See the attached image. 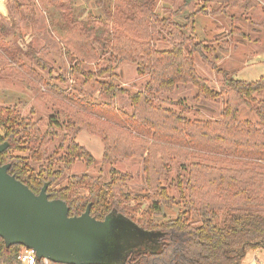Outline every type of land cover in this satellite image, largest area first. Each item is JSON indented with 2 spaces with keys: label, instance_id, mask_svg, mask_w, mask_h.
<instances>
[{
  "label": "trees",
  "instance_id": "16d2710c",
  "mask_svg": "<svg viewBox=\"0 0 264 264\" xmlns=\"http://www.w3.org/2000/svg\"><path fill=\"white\" fill-rule=\"evenodd\" d=\"M194 1L185 0L184 5L192 6ZM212 1L225 5L245 1L248 8L255 3L254 0ZM133 2L137 12L132 16L135 19H131L132 22L138 20L142 24L154 18L153 0ZM13 8L18 10L19 5L15 3ZM137 14L140 16L137 17ZM168 26L172 32L170 48L158 49L150 40L140 43L123 33H117L108 44L111 51L106 66L84 70L77 64L82 83L75 95L68 93L71 100L79 108L119 123L126 131L96 129L94 123L75 116L73 120L69 115L66 116V125L53 120L54 116H51L49 127L42 131L30 117H22L11 107H0V145L4 146L0 152V165L6 166L10 175L35 194L45 190L50 200L64 201L69 209V216H80L89 208L90 216L98 221H104L109 216L120 217L139 229L152 233L151 244L128 253L121 264H242L249 252L264 250V212L241 209L236 204L254 203L260 197L255 193L254 184L246 180L249 171L220 172L215 177L221 188L220 192H216L219 196L216 195L215 202H201L196 211H193L191 204L185 201L184 210L175 218L158 223L154 218L155 214L164 201L169 205L173 203V199L161 185L162 164L158 165L159 159L156 158L151 163L156 153L148 139L166 140L191 146L196 150L263 160L264 74L255 81L236 79L231 72L216 67L212 61L211 57L216 53L213 44L195 41L192 35L183 32V25L173 23L172 26L169 23ZM4 32L5 28L0 23L2 48L5 47L2 38ZM232 32H235V28H232ZM196 54L217 69L223 82L220 90L211 87L209 81L197 73ZM128 59L137 64L139 76H149L143 89L137 92L121 87L115 81V61ZM178 85L196 88L194 101H215L226 95L221 118H190L171 107L156 103V95L172 93ZM117 94L127 95L133 107L131 115L113 109L110 100ZM102 95H106L109 100H104ZM242 106L254 112L255 120L238 118ZM63 126L66 132L73 130L74 135L65 133L58 150L50 153L49 145L59 136V129ZM83 126L102 136V161L110 165V179L103 182L87 173L73 174L66 185H60L77 160L85 161L87 166L96 162L92 152L75 139ZM138 138L139 143H134ZM146 152L143 168L148 184L147 193H153L158 199H152L148 209L139 211L149 194L130 192L127 186L130 176L116 169L114 164L119 158L143 156ZM164 157L163 154L160 160ZM207 176H202L206 183H215L213 178L207 179ZM199 178L197 173H191L187 181L192 204L195 203L192 195L206 185L200 186ZM179 183L182 184V180ZM178 187L181 188L180 185ZM214 204L219 209H230L226 211L220 225L213 218ZM23 248L21 244L7 245L0 236V264H20L18 256ZM36 264H44L43 259L37 258ZM48 264L62 263L49 261Z\"/></svg>",
  "mask_w": 264,
  "mask_h": 264
},
{
  "label": "rangeland",
  "instance_id": "374dc122",
  "mask_svg": "<svg viewBox=\"0 0 264 264\" xmlns=\"http://www.w3.org/2000/svg\"><path fill=\"white\" fill-rule=\"evenodd\" d=\"M153 1L154 18L141 24L138 20L132 22L135 20L132 16L137 12L133 0H3L5 8L0 10V23L5 28L2 37L5 47L0 46V107H11L22 117H30L42 131L49 127L51 116H54L53 120L66 125L67 115L72 116L73 120L78 117L94 123L96 129L126 131L119 123L79 108L71 100L68 93L75 95L82 83L77 64L84 70L106 66L111 51L108 44L117 33H123L140 43L150 40L158 49L170 48L172 32L169 23L172 26L173 23L183 25V32L192 35L195 41L213 44L216 53L211 58L216 67L226 69L234 76L244 69L256 70L251 65H257L258 72L253 70L251 79L256 80L260 75L261 68L257 62L263 60L264 56V0H254L255 3L249 8L245 1L225 5L212 0H195L189 7L184 5L185 0ZM15 3L19 5L18 10L13 8ZM232 28H235V32H232ZM116 61V83L131 92L142 90L149 76H139L137 64L129 59ZM195 68L200 76L209 81L211 87L218 90L223 87L217 69L197 54ZM196 93V88L192 86L178 85L172 93L156 95L155 101L190 118L220 119L226 95L215 101H194ZM102 98L109 100L106 95H102ZM110 101L113 109L132 114L133 107L127 95L117 94ZM238 118L255 120V115L251 109L242 106ZM64 127L59 129V136L50 143V153L58 150L65 133L74 135L73 130L66 132ZM75 139L92 152L96 162L87 166L85 161L77 160L60 185H66L73 174L87 173L103 182L109 180L110 165L102 161L104 142L100 133H92L83 126ZM148 140L152 142V149L156 153L151 163L159 159L158 165L162 164L161 185L173 199L169 205L163 200L164 203L154 216L158 223L175 218L184 210L185 201L191 204L193 211L203 202H215L216 195L219 196L216 192L221 191L215 180L216 175L245 169L249 171L246 180L254 184L255 193L260 197L250 204L238 202L237 207L264 212V159L196 150L166 140ZM139 141V138L135 139L134 143ZM146 154L119 158L114 164L116 169L130 176L127 182L130 192L149 194L139 211L148 209L152 199H158L153 193H147L148 184L143 168ZM163 154L165 157L160 160ZM191 173L198 174L200 186L207 182L202 179L205 174L208 175L207 179L211 177L215 180L212 185L206 183L192 195L195 197L193 204L189 197L191 191L187 189ZM181 180L182 184L179 183ZM214 207L213 218L220 225L226 211L230 209H219L215 204ZM151 241L152 233L136 230L124 218L113 217L105 233L104 248L95 250L85 262L119 264L127 251L149 246ZM253 262L264 264V250L249 252L242 264Z\"/></svg>",
  "mask_w": 264,
  "mask_h": 264
},
{
  "label": "water",
  "instance_id": "95a60500",
  "mask_svg": "<svg viewBox=\"0 0 264 264\" xmlns=\"http://www.w3.org/2000/svg\"><path fill=\"white\" fill-rule=\"evenodd\" d=\"M4 8L0 0V10ZM3 149L0 145V152ZM113 217L98 221L90 216L89 208L80 216H69L64 201L50 200L45 190L35 194L10 175L6 166L0 165V236L7 245L21 244L33 249L39 259L54 263L102 264L85 259L104 248L105 233ZM131 225L139 230L135 224Z\"/></svg>",
  "mask_w": 264,
  "mask_h": 264
},
{
  "label": "built area",
  "instance_id": "2783aa9c",
  "mask_svg": "<svg viewBox=\"0 0 264 264\" xmlns=\"http://www.w3.org/2000/svg\"><path fill=\"white\" fill-rule=\"evenodd\" d=\"M37 258L36 252L33 249L27 247H24L18 256L20 264H36ZM43 261L44 264H48L49 262L47 259H43Z\"/></svg>",
  "mask_w": 264,
  "mask_h": 264
},
{
  "label": "crops",
  "instance_id": "0c3cea01",
  "mask_svg": "<svg viewBox=\"0 0 264 264\" xmlns=\"http://www.w3.org/2000/svg\"><path fill=\"white\" fill-rule=\"evenodd\" d=\"M263 60H264V56H263ZM263 60H260V62H257L258 63V65H259V68H261L260 70H261V73H260V75L257 77V79H259L263 74H264V61ZM253 61V60H252ZM263 61V62H262ZM254 62V61H253ZM261 64V65H260ZM253 66H255L257 69L256 70H258V66L257 65H251V67H253ZM254 67V68H255ZM253 68H252V70H250V69H244V70H242V71H239V72H237L236 74H234V78H236V79H239V80H244V81H253V80H255V79H251L252 78V74H253ZM256 70H254L255 72H258V71H256ZM256 79V80H257Z\"/></svg>",
  "mask_w": 264,
  "mask_h": 264
}]
</instances>
